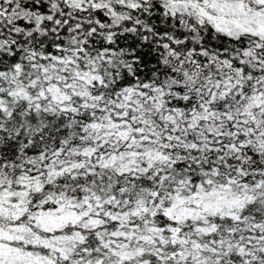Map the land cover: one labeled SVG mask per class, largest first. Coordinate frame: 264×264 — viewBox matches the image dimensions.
<instances>
[{
	"label": "snow or ice",
	"instance_id": "obj_1",
	"mask_svg": "<svg viewBox=\"0 0 264 264\" xmlns=\"http://www.w3.org/2000/svg\"><path fill=\"white\" fill-rule=\"evenodd\" d=\"M0 264H264V0H0Z\"/></svg>",
	"mask_w": 264,
	"mask_h": 264
}]
</instances>
